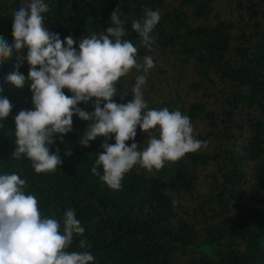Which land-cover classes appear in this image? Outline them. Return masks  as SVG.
Wrapping results in <instances>:
<instances>
[{
  "label": "trees",
  "instance_id": "1",
  "mask_svg": "<svg viewBox=\"0 0 264 264\" xmlns=\"http://www.w3.org/2000/svg\"><path fill=\"white\" fill-rule=\"evenodd\" d=\"M30 2L0 0V39L9 45L13 13ZM42 3L48 6L43 13L46 30L61 40L70 35L77 50L82 38L111 26L110 15L118 7L122 39L137 47V61L142 65L145 56L158 55L165 69L154 65L145 73L133 68L117 81L113 101L130 102L136 77L145 75L148 109L179 110L192 126H200L196 139L204 144L160 170L136 165L124 175L120 189L112 190L100 179L102 168L98 174L91 171L105 138L82 147L79 140L88 122L74 115L72 131L54 135L49 145L60 156V167L37 174L25 156L12 157L14 118L33 108L30 81L21 88L6 82L13 71L26 78L29 71L26 61L14 67L13 51L0 61V97L13 105L0 120V174L24 179L25 193L36 196L41 215L60 222L61 232L65 211L74 210L84 233L74 234L66 250L91 252L93 264H264V0ZM145 10L160 14L150 51L131 27ZM20 55L26 56L27 49ZM159 75L163 79L157 80ZM188 92H206L213 104L204 103V94L188 103L183 99ZM93 104L77 107L92 112ZM147 138L137 127L135 139L126 144L137 143L142 150ZM107 143H115L114 136ZM81 239L88 247H79ZM205 246L210 254L198 251Z\"/></svg>",
  "mask_w": 264,
  "mask_h": 264
},
{
  "label": "clouds",
  "instance_id": "2",
  "mask_svg": "<svg viewBox=\"0 0 264 264\" xmlns=\"http://www.w3.org/2000/svg\"><path fill=\"white\" fill-rule=\"evenodd\" d=\"M47 10L42 0L19 7L13 13V43L0 39V61L15 51L14 67L18 69L23 61L29 65L27 78L18 71L6 77L16 88L30 81L32 93V110H21L14 118L13 158L25 156L37 174L55 171L62 161L58 153L50 152L49 145L54 135L63 137L72 131L74 115L88 122L79 140L82 147L98 137L105 138L91 171L98 174L97 168H102L100 179L112 190L120 189L124 175L136 165L148 171L160 170L166 162H176L203 146L204 142L193 135L189 117L179 110L148 109L142 91L145 75L136 77L130 102L113 101L121 77L133 68L147 73L154 67L151 56H145L141 65L137 47L122 39L125 29L118 7L110 15L111 26L99 35L82 38L78 50L70 35L61 40L46 30L43 13ZM159 20L158 11L145 10L143 18L131 25L149 51L151 33ZM24 49L26 56L20 55ZM63 89L72 95H65ZM89 101H94L92 112L77 107ZM12 107L7 97H0V120L8 117ZM137 127L148 134L142 150L137 143L126 144L135 139ZM113 136L115 143H107ZM25 187L26 181L18 174H0V264H93L91 252L66 250L74 234L84 233L75 211H65L61 232L60 222L42 216L36 196L26 194ZM79 247L88 245L81 239Z\"/></svg>",
  "mask_w": 264,
  "mask_h": 264
},
{
  "label": "rangeland",
  "instance_id": "3",
  "mask_svg": "<svg viewBox=\"0 0 264 264\" xmlns=\"http://www.w3.org/2000/svg\"><path fill=\"white\" fill-rule=\"evenodd\" d=\"M152 59H153V61H154V65H158L159 67H161L162 69H165V67H164V65H163V63H162V61H161V58L158 56V55H153L152 56ZM162 74V73H161ZM170 77V76H169ZM161 79H163V77H162V75H159L158 76V78H157V80H161ZM165 89L166 88H168V87H164ZM162 89V88H161ZM164 90V89H163ZM168 90V89H167ZM142 91H143V94H144V96H150V93H147V89H146V87H144L143 86V89H142ZM166 93H167V91H166ZM202 94H204V95H206V99L204 100V103L208 106V105H212L213 104V102H212V99L211 98H208V96H207V94H206V92H195V93H187V94H185L184 96H183V99L184 100H186L188 103H191L192 101H193V99H192V97L193 96H195V95H197V96H201ZM168 97H169V99H172V97H173V94H169L168 95ZM169 102V101H168ZM167 102V103H168ZM179 108V107H178ZM156 109V108H155ZM160 108H158L157 110H159ZM193 127V135H194V137L195 138H197L198 137V132L199 131H201V129H200V126L199 125H194V126H192ZM198 251H200V252H203V253H206V254H210L212 251H211V249H210V247H207V246H205V247H200L199 249H198Z\"/></svg>",
  "mask_w": 264,
  "mask_h": 264
}]
</instances>
